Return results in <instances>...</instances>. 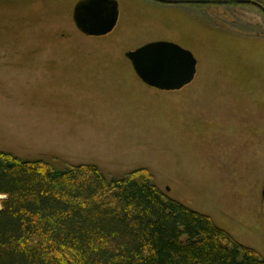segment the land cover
<instances>
[{
	"label": "rangeland",
	"instance_id": "374dc122",
	"mask_svg": "<svg viewBox=\"0 0 264 264\" xmlns=\"http://www.w3.org/2000/svg\"><path fill=\"white\" fill-rule=\"evenodd\" d=\"M79 1L0 0V151L109 176L144 169L264 259L262 11L115 0V29L93 38L74 25ZM153 42L193 55L191 84L160 92L139 80L125 53Z\"/></svg>",
	"mask_w": 264,
	"mask_h": 264
},
{
	"label": "trees",
	"instance_id": "16d2710c",
	"mask_svg": "<svg viewBox=\"0 0 264 264\" xmlns=\"http://www.w3.org/2000/svg\"><path fill=\"white\" fill-rule=\"evenodd\" d=\"M0 264H264L144 169L0 151Z\"/></svg>",
	"mask_w": 264,
	"mask_h": 264
},
{
	"label": "water",
	"instance_id": "95a60500",
	"mask_svg": "<svg viewBox=\"0 0 264 264\" xmlns=\"http://www.w3.org/2000/svg\"><path fill=\"white\" fill-rule=\"evenodd\" d=\"M160 3L173 1L155 0ZM184 3L205 4L203 0H189ZM214 4H251L264 9L249 0L212 1ZM119 11L115 0H80L73 9L72 18L76 29L86 37H104L116 27ZM135 75L149 88L160 92H176L188 86L196 74V60L182 47L169 42H153L134 51L125 53ZM264 211V186L261 192Z\"/></svg>",
	"mask_w": 264,
	"mask_h": 264
},
{
	"label": "flooded vegetation",
	"instance_id": "af4514ba",
	"mask_svg": "<svg viewBox=\"0 0 264 264\" xmlns=\"http://www.w3.org/2000/svg\"><path fill=\"white\" fill-rule=\"evenodd\" d=\"M155 3H160V2H157L155 0H151ZM166 1H173V3H166L168 5H176V4H190V3H184V1H189V0H166ZM162 4H165V3H162Z\"/></svg>",
	"mask_w": 264,
	"mask_h": 264
}]
</instances>
